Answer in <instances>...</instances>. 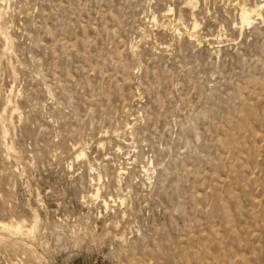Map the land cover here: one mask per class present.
Instances as JSON below:
<instances>
[{
  "label": "rangeland",
  "instance_id": "obj_1",
  "mask_svg": "<svg viewBox=\"0 0 264 264\" xmlns=\"http://www.w3.org/2000/svg\"><path fill=\"white\" fill-rule=\"evenodd\" d=\"M189 1L0 0V264H264V0Z\"/></svg>",
  "mask_w": 264,
  "mask_h": 264
},
{
  "label": "bare ground",
  "instance_id": "obj_2",
  "mask_svg": "<svg viewBox=\"0 0 264 264\" xmlns=\"http://www.w3.org/2000/svg\"><path fill=\"white\" fill-rule=\"evenodd\" d=\"M193 2V0H190L189 1V3H192ZM263 3L262 4H259V5H257L256 4V6H254V7H250V6H248V5H243L242 7H240L241 8V10H240V19H241V25H242V27L243 26H247V25H249V24H251L252 22H253V18H254V16H258V17H260L261 16V12L259 11V8H262L263 7ZM197 26V21H195V23H194V28ZM5 30V29H4ZM187 30V29H186ZM189 33V32H188ZM190 34H192L191 33V31H190ZM3 35V34H2ZM6 35V34H5ZM192 35H194V34H192ZM191 35V36H192ZM7 40V39H6ZM10 43V42H9ZM9 103V102H8ZM8 105H11V104H8ZM7 106V105H6ZM16 111V110H15ZM12 114V113H11ZM12 121V120H11ZM6 122H8V121H6ZM9 123H10V121H9ZM12 123V122H11ZM4 132V131H3ZM8 132V131H7ZM6 133V132H5ZM82 154H84V152L82 151L81 153H78L77 154V158L80 156V155H82ZM99 178H100V176H99ZM94 180H95V178H94ZM99 195V191H98V189H96V192L94 193V196H98ZM104 202H105V204H107V200H104ZM15 222V221H14ZM0 224H3L2 222L0 223ZM4 225V224H3ZM7 226V227H6ZM6 228H12L13 230H14V232L16 231H18V230H25L24 228H23V225L20 223V222H16L15 224L14 223H11V224H6ZM25 226V225H24ZM8 230V229H7ZM25 231H27V230H25ZM23 232V231H22ZM21 232V233H22ZM29 232V231H28ZM27 251V250H26ZM33 257V256H32ZM36 259V258H35Z\"/></svg>",
  "mask_w": 264,
  "mask_h": 264
}]
</instances>
